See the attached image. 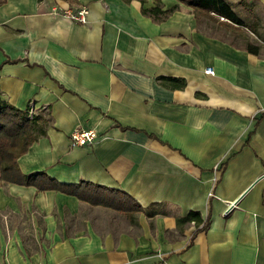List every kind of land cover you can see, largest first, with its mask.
<instances>
[{
  "label": "crops",
  "instance_id": "0c3cea01",
  "mask_svg": "<svg viewBox=\"0 0 264 264\" xmlns=\"http://www.w3.org/2000/svg\"><path fill=\"white\" fill-rule=\"evenodd\" d=\"M155 5L177 6L157 20L141 0L0 1V100L45 122L22 173L143 207L0 178V264H264V47L179 0ZM83 6L86 22L66 15ZM78 126L97 138L73 145Z\"/></svg>",
  "mask_w": 264,
  "mask_h": 264
},
{
  "label": "trees",
  "instance_id": "16d2710c",
  "mask_svg": "<svg viewBox=\"0 0 264 264\" xmlns=\"http://www.w3.org/2000/svg\"><path fill=\"white\" fill-rule=\"evenodd\" d=\"M68 1L77 2L78 0ZM141 1L143 12L157 20H161L168 16L177 6L165 10L160 5L146 7V0ZM179 1L192 7L201 15L209 17L214 21L219 20L221 23L231 28V32H233L235 36H239L241 40L245 42L244 45L248 51L262 55L261 50L263 46L255 41L248 31L243 29V27H247L260 37V35L263 36V34L260 32L259 27L252 23H246L236 12L230 1ZM242 2L243 1H241V4ZM221 17H224L226 21L222 20ZM29 107L30 106L22 109L0 100V178L4 182L35 185L40 189H59L73 193L80 199L91 204L104 205L125 212L140 211L143 209V207L128 193L120 190L109 189L88 181H82L75 185H65L47 176L43 172L33 175L22 173L18 164V158L29 149L31 144L38 138L39 134L43 132L40 126L45 123L39 113V115L36 114L33 118H30L28 114ZM187 220H194L197 226L203 223L202 228L208 226V220H204L198 211H191L187 216Z\"/></svg>",
  "mask_w": 264,
  "mask_h": 264
},
{
  "label": "built area",
  "instance_id": "2783aa9c",
  "mask_svg": "<svg viewBox=\"0 0 264 264\" xmlns=\"http://www.w3.org/2000/svg\"><path fill=\"white\" fill-rule=\"evenodd\" d=\"M89 13V10L87 7L83 6L76 10H66V15L69 16L72 19L86 22L87 21V15ZM221 19H225L224 17H221ZM206 72L213 73L214 69L212 67H208L206 69ZM29 117L33 118L37 114V107L35 105H30L29 107ZM98 136V133L95 129L90 128H84L82 126L76 127L71 132V142L73 145H85L87 143L93 142ZM231 209V206L227 208V211L224 213L225 215L229 213Z\"/></svg>",
  "mask_w": 264,
  "mask_h": 264
},
{
  "label": "rangeland",
  "instance_id": "374dc122",
  "mask_svg": "<svg viewBox=\"0 0 264 264\" xmlns=\"http://www.w3.org/2000/svg\"><path fill=\"white\" fill-rule=\"evenodd\" d=\"M234 9L236 10V12L238 14H241V16L243 17V19L246 23H250V24L252 23L253 25L258 26V27L261 24L263 25V23H264V7L259 5L256 10H253V9L250 10V9H247L244 7L240 8V7L235 5ZM262 25L260 26V32L263 34V36L260 35V37L264 38V31H263ZM207 28H208V26H207ZM209 31H211V30L209 29ZM213 31H214V33H218V34L224 33V29H222L220 27L215 28ZM246 31H248V30H246ZM249 34L251 35V37L255 41H257L258 43H260L264 47V39L263 38H260L258 35L254 34V33L249 32Z\"/></svg>",
  "mask_w": 264,
  "mask_h": 264
}]
</instances>
